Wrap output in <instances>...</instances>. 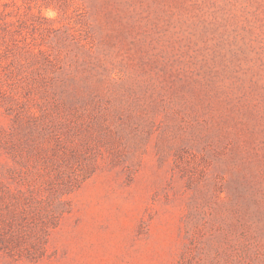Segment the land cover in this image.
Returning a JSON list of instances; mask_svg holds the SVG:
<instances>
[{
	"label": "rangeland",
	"instance_id": "rangeland-1",
	"mask_svg": "<svg viewBox=\"0 0 264 264\" xmlns=\"http://www.w3.org/2000/svg\"><path fill=\"white\" fill-rule=\"evenodd\" d=\"M0 264H264V0H0Z\"/></svg>",
	"mask_w": 264,
	"mask_h": 264
},
{
	"label": "trees",
	"instance_id": "trees-1",
	"mask_svg": "<svg viewBox=\"0 0 264 264\" xmlns=\"http://www.w3.org/2000/svg\"><path fill=\"white\" fill-rule=\"evenodd\" d=\"M57 146V149H63L59 158L62 161V164L67 168V171L65 172L64 169H58L59 166H55V163L53 162L52 166L54 172L52 178L50 179L51 181L52 179H54V182H43L41 183V187L43 185H48L51 187V189H53L52 193L57 194V197H55V202L59 205H63L58 213L59 216H62L65 213H69V209L65 208V206H67L69 203L63 199L64 194L67 193V191L71 192L74 189H77L86 179H88L92 175V173H94L96 165H92L89 169L82 172L84 156H81L80 154V145L75 144L70 146L69 152L65 147L59 145ZM75 170H77L78 173H76ZM49 219L52 228L55 227L58 222V216L51 215ZM5 246V248H8L9 245Z\"/></svg>",
	"mask_w": 264,
	"mask_h": 264
}]
</instances>
